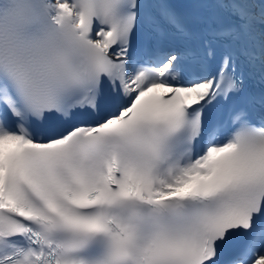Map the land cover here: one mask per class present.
<instances>
[{"label":"snow or ice","instance_id":"obj_1","mask_svg":"<svg viewBox=\"0 0 264 264\" xmlns=\"http://www.w3.org/2000/svg\"><path fill=\"white\" fill-rule=\"evenodd\" d=\"M0 264H264V0H0Z\"/></svg>","mask_w":264,"mask_h":264}]
</instances>
